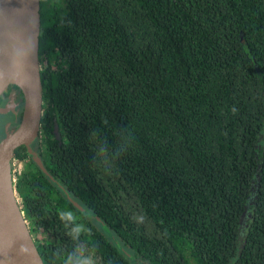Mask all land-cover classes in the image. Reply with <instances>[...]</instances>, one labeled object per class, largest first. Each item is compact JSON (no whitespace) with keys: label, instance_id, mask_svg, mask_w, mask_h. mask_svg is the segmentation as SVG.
<instances>
[{"label":"trees","instance_id":"16d2710c","mask_svg":"<svg viewBox=\"0 0 264 264\" xmlns=\"http://www.w3.org/2000/svg\"><path fill=\"white\" fill-rule=\"evenodd\" d=\"M39 17L42 166L17 146L13 186L43 264H264V0Z\"/></svg>","mask_w":264,"mask_h":264},{"label":"water","instance_id":"95a60500","mask_svg":"<svg viewBox=\"0 0 264 264\" xmlns=\"http://www.w3.org/2000/svg\"><path fill=\"white\" fill-rule=\"evenodd\" d=\"M35 1L37 4L38 26L35 31L33 55L30 61L32 66L37 67V71L36 74L32 76L14 59L10 50L11 37L13 34L11 23L13 21H18L19 17L24 15L22 7L26 0H0V71L9 79L8 84H14L21 90L24 100L22 117L19 125L15 130L6 133L0 140V181L5 175L8 174L10 176L11 190L15 197L17 210L20 212V216H18L22 239L28 243L27 248L32 264H43L29 233L23 212L18 206L10 170L13 151L21 144L26 146L27 151L32 155L36 163L40 165V167L42 166L36 153L31 148V143L39 134L40 120L43 112L42 83L38 61V35L40 26L39 0ZM6 86L0 87V95L5 90ZM0 109L5 108L0 107ZM3 225V220L0 216V264H10L7 253L8 247L3 237Z\"/></svg>","mask_w":264,"mask_h":264},{"label":"bare ground","instance_id":"6f19581e","mask_svg":"<svg viewBox=\"0 0 264 264\" xmlns=\"http://www.w3.org/2000/svg\"><path fill=\"white\" fill-rule=\"evenodd\" d=\"M24 15L11 23L12 41L10 50L14 59L32 76L37 67L32 66L35 31L38 26L37 4L35 0H26L22 7ZM9 83V79L0 71V87ZM20 212L15 204L11 190L10 176L5 175L0 181V216L3 220V237L8 247L10 264H32L28 252V243L22 239L19 227Z\"/></svg>","mask_w":264,"mask_h":264},{"label":"flooded vegetation","instance_id":"af4514ba","mask_svg":"<svg viewBox=\"0 0 264 264\" xmlns=\"http://www.w3.org/2000/svg\"><path fill=\"white\" fill-rule=\"evenodd\" d=\"M13 90H16L15 100L17 99V101H18L17 104L15 103V101L13 102L10 99V93ZM23 101H24L23 100V94H22L21 90L14 84H9L6 88V90H4L0 95V103L3 102L0 107L1 108H8V111L6 113H2V114H10V115L12 114V117L15 119L14 123L9 125L8 129H10V130H15L16 127L19 125V122L21 120V118H19V116L23 110ZM37 138H38V136L31 143V147H32L33 151H35V147L37 146Z\"/></svg>","mask_w":264,"mask_h":264},{"label":"rangeland","instance_id":"374dc122","mask_svg":"<svg viewBox=\"0 0 264 264\" xmlns=\"http://www.w3.org/2000/svg\"><path fill=\"white\" fill-rule=\"evenodd\" d=\"M9 85V84H8ZM7 85V86H8ZM6 86V88H7ZM5 88V90H6ZM16 98V90H13L11 93H10V99L15 103L17 104V99L15 100ZM20 101V100H19ZM24 104V103H23ZM8 111V108H5V109H0V114L2 113H6ZM12 130L8 129V130H4V132L2 133L3 135H0V140L4 137V135L8 132H10ZM23 167V162H17L15 159H11V162H10V170H11V174H12V178L13 176H15L14 174L18 171H20ZM16 198H17V201H19V198L17 197L16 195Z\"/></svg>","mask_w":264,"mask_h":264},{"label":"clouds","instance_id":"9594fccd","mask_svg":"<svg viewBox=\"0 0 264 264\" xmlns=\"http://www.w3.org/2000/svg\"><path fill=\"white\" fill-rule=\"evenodd\" d=\"M65 264H91V261L87 257H77L76 259H73L69 256L65 258Z\"/></svg>","mask_w":264,"mask_h":264},{"label":"built area","instance_id":"2783aa9c","mask_svg":"<svg viewBox=\"0 0 264 264\" xmlns=\"http://www.w3.org/2000/svg\"><path fill=\"white\" fill-rule=\"evenodd\" d=\"M13 180H14V178H13Z\"/></svg>","mask_w":264,"mask_h":264}]
</instances>
